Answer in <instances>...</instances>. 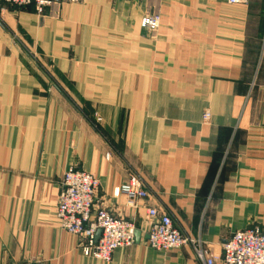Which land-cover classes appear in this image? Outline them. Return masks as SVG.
<instances>
[{"label":"crops","instance_id":"0c3cea01","mask_svg":"<svg viewBox=\"0 0 264 264\" xmlns=\"http://www.w3.org/2000/svg\"><path fill=\"white\" fill-rule=\"evenodd\" d=\"M69 168L97 176L95 208L141 233L110 264H203L148 246V208L214 255L264 231V0H54L43 13L0 0V264H101L58 227ZM132 172L150 193L137 209L113 195Z\"/></svg>","mask_w":264,"mask_h":264},{"label":"built area","instance_id":"2783aa9c","mask_svg":"<svg viewBox=\"0 0 264 264\" xmlns=\"http://www.w3.org/2000/svg\"><path fill=\"white\" fill-rule=\"evenodd\" d=\"M5 5L27 7L34 5L43 13L54 0H2ZM77 1V0H73ZM250 0H227L230 5H246ZM158 16H147L141 21L143 29L159 27ZM210 111H205L203 123H209ZM100 179L82 169L69 168L62 179V187L56 210L58 227L71 235L80 237L84 255L110 264L116 250L132 247L136 242V225L132 219L120 218L106 209H96V195ZM114 197H126L127 207L137 209L139 202L150 193L144 179L137 173H130L125 183L114 190ZM147 215L153 220L148 233V246L156 251L167 252L190 247L196 259L203 264H264V231L254 226L234 233L223 245L222 254L211 253L201 239L184 236L167 213L148 208ZM101 235L96 240V234Z\"/></svg>","mask_w":264,"mask_h":264},{"label":"water","instance_id":"95a60500","mask_svg":"<svg viewBox=\"0 0 264 264\" xmlns=\"http://www.w3.org/2000/svg\"><path fill=\"white\" fill-rule=\"evenodd\" d=\"M100 235H101V231H98L97 232V234H96V240H98V238L100 237ZM135 237H136V241H138L139 239H140V237H141V233H140V231H136V233H135Z\"/></svg>","mask_w":264,"mask_h":264},{"label":"rangeland","instance_id":"374dc122","mask_svg":"<svg viewBox=\"0 0 264 264\" xmlns=\"http://www.w3.org/2000/svg\"><path fill=\"white\" fill-rule=\"evenodd\" d=\"M3 2V1H2ZM174 251V250H173Z\"/></svg>","mask_w":264,"mask_h":264}]
</instances>
